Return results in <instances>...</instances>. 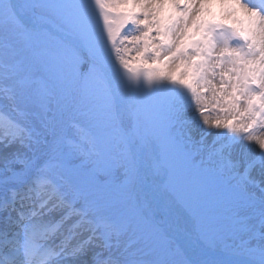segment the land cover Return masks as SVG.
<instances>
[{
  "label": "snow or ice",
  "instance_id": "obj_1",
  "mask_svg": "<svg viewBox=\"0 0 264 264\" xmlns=\"http://www.w3.org/2000/svg\"><path fill=\"white\" fill-rule=\"evenodd\" d=\"M0 264H264V0H0Z\"/></svg>",
  "mask_w": 264,
  "mask_h": 264
},
{
  "label": "rangeland",
  "instance_id": "obj_2",
  "mask_svg": "<svg viewBox=\"0 0 264 264\" xmlns=\"http://www.w3.org/2000/svg\"><path fill=\"white\" fill-rule=\"evenodd\" d=\"M254 2H256V3L258 2V3H259V0H254ZM225 243H231V240H227V239H226V240H225Z\"/></svg>",
  "mask_w": 264,
  "mask_h": 264
},
{
  "label": "bare ground",
  "instance_id": "obj_3",
  "mask_svg": "<svg viewBox=\"0 0 264 264\" xmlns=\"http://www.w3.org/2000/svg\"><path fill=\"white\" fill-rule=\"evenodd\" d=\"M258 3V2H257Z\"/></svg>",
  "mask_w": 264,
  "mask_h": 264
}]
</instances>
